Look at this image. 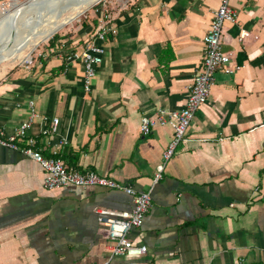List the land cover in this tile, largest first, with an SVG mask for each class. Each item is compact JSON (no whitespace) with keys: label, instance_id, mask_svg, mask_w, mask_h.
Here are the masks:
<instances>
[{"label":"crops","instance_id":"obj_1","mask_svg":"<svg viewBox=\"0 0 264 264\" xmlns=\"http://www.w3.org/2000/svg\"><path fill=\"white\" fill-rule=\"evenodd\" d=\"M219 3L107 0L118 34L106 43L90 93L82 65H68L63 55L79 51L94 32V11L66 39L67 51L47 45L31 69L0 70V129L7 135L28 119L34 101L40 115L60 120L58 133L46 136L48 125L33 124L45 155L66 137L59 150L69 169L137 191L152 187L150 210L129 235L147 246L137 264L264 262V0H231L237 19L224 27L223 50L234 72L216 73L210 97L156 184L173 130L158 126L144 136L140 129L158 109L184 107ZM44 179L40 164L0 146V264L104 263L109 240L96 208L125 211L131 197L101 187L49 191Z\"/></svg>","mask_w":264,"mask_h":264},{"label":"built area","instance_id":"obj_2","mask_svg":"<svg viewBox=\"0 0 264 264\" xmlns=\"http://www.w3.org/2000/svg\"><path fill=\"white\" fill-rule=\"evenodd\" d=\"M4 3L0 5L2 10ZM94 13L97 15V25L90 34L83 47L79 51L66 52L63 58L69 65L79 62L84 70L83 87L86 93L92 91L93 81L96 78L97 68L102 64L106 53V43L114 39L118 34V28L114 23V15L106 6V0L95 5ZM237 19L236 10L231 5V0H220L219 7L214 11L210 27L204 36L203 63L194 76L189 86L188 96L184 107L180 111L158 109L154 117H143L141 121V133L144 136L151 134L158 126H169L173 130V138L164 152V161L158 166L154 178V184L158 183L168 161L173 157L178 145L185 140L186 133L191 125L197 110L208 100L215 76L219 70L232 74L234 69L230 67L231 57L223 50L224 27L226 23H234ZM248 33L241 31L240 39L243 40ZM53 38V36H52ZM49 45V44H48ZM64 49V44L61 48ZM39 58L47 56L41 50ZM26 69H31L34 58L31 56L24 60ZM30 115L14 132L7 135L4 129H0V146L20 152L24 156L40 164L45 171L44 187L55 190L65 187H101L110 190H118L126 193L132 199V208L125 211H116L108 208H96L98 222L104 227L106 237L109 240L108 257L102 264H137L135 260L147 253V246L134 243L130 238L133 229L142 226L146 214L152 205V187L147 191H137L129 184H121L112 178L101 176L94 171H79L69 169L60 157V148L68 144V139L62 137L55 148H50L45 155L37 147V139L30 131L34 122L40 119L48 125L42 130L44 136L57 134L60 120L57 117L49 118L40 115L35 110L34 101L28 103ZM260 264H264L260 263Z\"/></svg>","mask_w":264,"mask_h":264},{"label":"bare ground","instance_id":"obj_3","mask_svg":"<svg viewBox=\"0 0 264 264\" xmlns=\"http://www.w3.org/2000/svg\"><path fill=\"white\" fill-rule=\"evenodd\" d=\"M31 1L33 3L24 13V19H21L19 25L17 24L18 28L16 30L10 31L9 21L0 22V61L10 60L18 56L19 49L27 43L29 50L34 49L40 42L46 41L51 35L80 16L93 4H97L99 0ZM17 7V2H13L11 8ZM67 11L69 13L65 14ZM25 57V54H20V58Z\"/></svg>","mask_w":264,"mask_h":264},{"label":"rangeland","instance_id":"obj_4","mask_svg":"<svg viewBox=\"0 0 264 264\" xmlns=\"http://www.w3.org/2000/svg\"><path fill=\"white\" fill-rule=\"evenodd\" d=\"M100 1H102V0H99L97 2V4ZM13 2H17V4H18L17 8H14V9L11 8ZM13 2H12V0L5 1L4 5H3V8H5V10H2L0 8V22L1 21H9L10 22V26H9L10 31H14L18 28L17 26L21 22V19H24V17H25L24 13L30 8V5L33 3L31 0H17V1H13ZM97 4L96 3L93 4L88 10L84 11L80 16L76 17L70 23L66 24L65 26H63V28H61L60 30L55 32L53 35H51V37H49L46 41L40 42L36 47H34V49L29 50L28 49V46H29L28 43L26 45L22 46L19 49V51L17 52V54H19L18 56L11 58L10 61H0V70L4 69L5 71H9L11 69H20V68L24 69L26 66V64L24 63V60L28 59L31 56V54L34 58V63H35V61L40 59L38 55L41 52V50L43 51V48L47 47V45L49 44V40L52 39V36H54L55 34H58V35L64 34L66 37L69 35H72V36L77 35L79 28H81L82 25L85 24L87 21H90L89 16H91V14L95 8V5H97ZM67 13H69V11H67L65 14H67ZM11 20H13V21H11ZM21 53L25 54L26 57L23 59L20 58Z\"/></svg>","mask_w":264,"mask_h":264},{"label":"trees","instance_id":"obj_5","mask_svg":"<svg viewBox=\"0 0 264 264\" xmlns=\"http://www.w3.org/2000/svg\"><path fill=\"white\" fill-rule=\"evenodd\" d=\"M72 35L65 36L61 34H55L52 39L49 40V46H54L57 48H61V45L64 44V49H61V52L67 51V48L69 47V43L66 39H69ZM70 52V51H68Z\"/></svg>","mask_w":264,"mask_h":264}]
</instances>
